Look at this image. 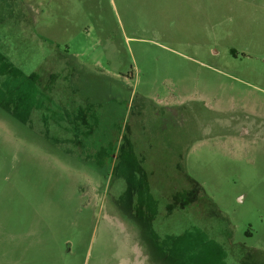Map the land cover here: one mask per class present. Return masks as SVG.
Returning a JSON list of instances; mask_svg holds the SVG:
<instances>
[{"label": "rangeland", "instance_id": "obj_1", "mask_svg": "<svg viewBox=\"0 0 264 264\" xmlns=\"http://www.w3.org/2000/svg\"><path fill=\"white\" fill-rule=\"evenodd\" d=\"M0 264H264V0H0Z\"/></svg>", "mask_w": 264, "mask_h": 264}, {"label": "trees", "instance_id": "obj_2", "mask_svg": "<svg viewBox=\"0 0 264 264\" xmlns=\"http://www.w3.org/2000/svg\"><path fill=\"white\" fill-rule=\"evenodd\" d=\"M25 118V116H23ZM25 121V119H23ZM26 122V121H25ZM75 137L77 139H75V145L77 148H81V150H88V147L90 146L88 143V140L86 139V137L90 134L91 132V128L87 125L84 126V128H80L78 126L74 127L72 129ZM81 137V138H80ZM85 139V140H84ZM113 151V150H112ZM106 158H103V160L106 161V165L110 166L112 163V155L111 153H106ZM100 158V157H98ZM96 158V159H91V161H94L96 164H101L100 160ZM86 161L88 162V160L86 159Z\"/></svg>", "mask_w": 264, "mask_h": 264}]
</instances>
